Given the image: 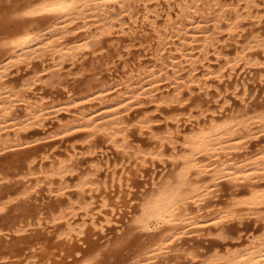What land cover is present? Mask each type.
Listing matches in <instances>:
<instances>
[{
	"label": "bare ground",
	"instance_id": "1",
	"mask_svg": "<svg viewBox=\"0 0 264 264\" xmlns=\"http://www.w3.org/2000/svg\"><path fill=\"white\" fill-rule=\"evenodd\" d=\"M200 1L0 0V151L13 152L10 160L4 162L7 165L5 171L21 168L24 178H38V183L27 187L17 197L8 201L0 198V264H23L15 261L22 256L29 264H111V259L120 257L132 244H140L142 250L134 260L130 259V264H156L159 258L166 257L172 251L173 245L183 236L204 229L212 221L217 224L226 219L241 218V212L247 216H261L260 210L264 207V147L256 155L248 154L243 160L238 159L252 138L260 134L264 136V112L259 110L262 113L252 117L235 112L221 118L213 115L203 125L189 121L190 128L177 118L180 114H170L182 104L179 101L184 88L191 90V86L196 84L206 91L210 88L208 80L211 77L222 80L226 69L232 77L242 60L252 65L261 64L259 57L252 53L264 50V34L251 33L248 44L237 48L234 57L229 56L219 50L207 34L203 23L205 10L199 5ZM257 1H248L253 6H232L230 13L234 18H225L233 32L241 28L245 10L251 19L263 22L264 13ZM151 2H156L161 9H151ZM139 5H143V9H138ZM94 24L97 25V32L88 33L82 41L70 42L71 34L79 29H90ZM126 24H129L132 32H126ZM141 25L149 26L150 32L143 30L138 36L137 30H141ZM118 32L131 36L136 34L131 41L139 40L140 45L146 46L145 50H153L154 63L149 65L138 60L130 64L124 61L118 80L100 82L99 90L94 91L99 94L98 100L89 98L94 93L76 97L78 95L75 96L67 86H63L68 98L66 103L52 100L42 93L37 94L42 82V70L35 67V62L43 64L44 59L50 57L56 66H60L67 60H77L89 50L103 53L106 43H111L113 34ZM240 36L242 34L237 35ZM114 48L119 52V59L125 60L122 59L124 55L120 43L115 44ZM212 48L218 59H224V63L218 68L203 65L206 72L198 76L196 66L203 64ZM195 50L199 52L195 53ZM106 53L109 52L103 53L90 65L89 70L95 74V81L101 78L96 76L103 67L106 69L107 66V70L111 71L117 65L114 63L108 68L111 62L106 61ZM83 66L82 70L85 69ZM22 68L30 69L34 74L24 78L19 85L12 83L9 78L11 71ZM185 71L188 72L186 77L183 76ZM261 77L264 80V72ZM164 81H168V84L162 85ZM96 87L89 85L87 90ZM238 88L239 85L236 90ZM115 89L120 94L116 99L109 98L108 94ZM250 89L247 83L243 84L245 95ZM145 98L169 108L164 114H169L167 119L176 120L177 127L173 128L167 123L168 128L158 133L149 116H143L136 124H131L130 111L144 103ZM197 105L195 107L199 108ZM21 108L24 109L23 115L19 112ZM187 109L188 106H184L182 110ZM61 112L68 113L70 118H60ZM189 115L190 118L195 117L191 110ZM54 119L57 120V127L50 132L54 136L83 130L88 133L89 154L96 152L97 138L105 137L126 161L113 162L107 153L102 152L93 155L92 159L95 157V160L89 171L79 172L76 164L79 153L73 146L65 157L58 156L57 160L44 166L51 156L43 152L40 154V144L34 142L48 139L51 135L48 133L47 137L26 143L23 141L24 132L30 127L46 128ZM133 126L139 127L141 132L148 130L157 146L145 149L141 146L143 144L134 143L130 133ZM168 152L171 154L168 155ZM166 156L177 163L178 168L172 176L159 182L156 169L159 161L166 163ZM129 161L131 163L126 165ZM102 167H105L104 176L100 173ZM76 173L78 183L75 188L79 198L73 199L67 190L73 187L71 182ZM148 173L152 174L154 186L149 192H143L133 209L131 203L136 190ZM38 175L43 176L39 178ZM44 179L47 180V199L56 201L55 204L48 203L51 206L47 213L44 212V204H30L34 195L39 194L37 190ZM221 179L231 183L236 191L225 208L211 212L206 204L218 191ZM243 185L247 188L241 190ZM62 198L68 201L67 205H61ZM125 206L131 211L125 212ZM191 206H195V211L191 210ZM25 207L27 209H23ZM10 208L17 211L22 208L26 212L21 219L5 225L3 222L7 218L3 217ZM23 213L14 217H20ZM127 215L131 217L122 225ZM112 225L120 226L118 231L122 232L111 244L113 247L102 248L100 244H90L89 238L106 233ZM157 229H160L156 232L158 237L154 235L153 243L146 245L144 238L154 234ZM220 251L198 264H264V232L250 237L236 248Z\"/></svg>",
	"mask_w": 264,
	"mask_h": 264
},
{
	"label": "rangeland",
	"instance_id": "2",
	"mask_svg": "<svg viewBox=\"0 0 264 264\" xmlns=\"http://www.w3.org/2000/svg\"><path fill=\"white\" fill-rule=\"evenodd\" d=\"M248 1L249 0H201L199 2V5L201 6V8L205 10L203 12V14L205 15V19L203 20V23L206 25L205 30L207 34L215 42L216 47L219 50L223 51L224 53L228 54L231 57H234L236 55L237 48H240L248 44V42L251 40L250 38L251 33L254 32V33L264 34V18L262 19L263 22L259 23L257 22V19H254V18L251 19L249 15L246 13V10L243 11V21L241 23V28H239L236 32H233L230 29V27H228L227 25V21H226L227 18H231V19L234 18V15L230 13V9H233L232 6L234 4H239L241 7H246V6L251 5L248 3ZM257 2L260 4L259 8L262 10V13H264V0H258ZM149 4H150L149 7L151 9H156V10L161 9V6L160 5L157 6L156 2H151ZM142 6L139 5L138 9L140 10L143 9ZM225 16L227 18H225ZM161 19L163 21V18H160V20ZM140 28L141 30H139L138 28L137 30L138 33L136 32L138 36L141 35V31L143 30L150 32V27L147 25L145 26L141 25ZM124 29L126 30L127 33L132 32L129 24H126L124 26ZM97 31H98L97 25L94 24L90 27V29L84 28V29L77 30L75 33L70 35L69 40L70 42L71 41H82L88 36V33L89 34L95 33ZM127 33L125 32H118L116 34L114 33L112 36L113 39L111 43L110 42L106 43L107 47L105 48L103 53H105L106 51L109 52V53H106L107 55L106 58H108V60L106 61L111 62V64L108 65V68L112 67L114 63H116L117 65L113 66L111 71L107 70V66H106V69L105 67H103L102 72H100V74L96 76V78L101 77L99 81H95V74L91 70H89V68H90L91 63L95 59L101 58L103 54L101 53L102 51L92 52L91 50H89L87 51L88 53L86 55L80 56V58H78L77 60H67L60 66H56L55 65L56 62L53 61L50 57H47L46 59H44L43 64L41 62H35L36 63L35 67L36 68L38 67L39 70H42V73H41L42 82H41V85L39 86L40 90L37 91V94L42 93L41 95L48 97L52 100H57V101H60L61 103L62 102L66 103L67 102L66 100L68 98H67V94L63 86H67L68 89L72 90L75 93V96L78 95L76 97H84L87 94L94 93L89 98L92 100L94 99L98 100L97 97H99V94H97L94 91L99 90L98 87L100 85V82H103V81L112 82L113 80L114 81L118 80L120 78V75L122 74V70H123L122 66L124 64V61L130 64H135L138 62V60H141L145 64H149V65L153 64L154 58L152 56V53L154 51L145 50L146 46L140 45L139 40L131 41L132 37L136 36V34L131 36V35H128ZM238 34H242V36L237 37ZM118 43H120V46H121L120 49H121L122 55H124L122 59H125V60L119 59L120 58L118 56L119 52H116L114 48V45ZM197 46L198 44L196 45V47ZM213 50L214 49L212 48L211 52L208 54V57L203 61V64L199 63L196 66L198 68L196 71L198 76L206 72V67H204L203 65H211L214 68H218L221 64L224 63V59L223 58L218 59L217 55L214 53ZM198 52L199 50H195V53H198ZM252 54H254V56L256 57H259L260 59L259 61L261 62V64L257 63L258 65L257 64L252 65V64H248L247 60H242L238 64L237 72L235 73L236 75L233 74L232 77H230L229 71L228 69H226L225 76L224 78H222V80L219 81L216 76L211 77V79L208 80L210 88H208L206 91L201 90L199 86L196 84H193L191 86L192 87L191 90L188 88H184L183 89L184 94L182 93L181 100L179 101V102H182V104L179 106H176L177 110L175 111L172 110L170 114L171 115L180 114V116L177 118L181 119L182 120L181 122H183L184 124L186 123L185 126L190 128V123H188L189 121H192L195 124L199 122L201 123L200 125H203L209 122L210 119L213 117V115L219 116V118H221L222 116H228L235 112L237 115L239 113L240 115L249 114L252 117V116H255L257 113L264 112V80H261L262 78L261 73L264 72V59H263L264 50H262V52L255 50ZM82 66L85 67L84 70H82ZM16 70L17 69L11 71L12 74L9 78L12 81V83L17 84V85H19L23 81L24 78L25 79L30 78L34 74V73H31L30 69H26V68H22L20 71H16ZM184 73H183V76L186 77L188 72L185 71ZM244 83H247L249 88H251L249 93H247L246 95L243 93ZM88 84L94 85L97 87L94 88L93 90H87L89 86ZM167 84H168V81H164V84L162 85H167ZM237 85H239L238 90H236ZM110 93H112V95ZM110 93L108 94L110 95L109 98L115 97L114 99H116V96L120 94L117 91V89L112 90ZM183 95L185 96L183 97ZM143 102L144 103L137 105L135 108H133L130 111V113H132L131 116L129 117L131 124L132 123L136 124V122L139 119H141L143 116H147V117L149 116V117H152V120L154 121V126L156 125L155 127L158 133H160L161 131L164 132L166 128H168L167 123H170L171 124L170 126L173 128L177 127L178 124L176 123V120L167 119V116L169 114L167 115L164 114L165 110L169 108H165L164 105L163 107L162 105L161 106L157 105L155 101L152 100L151 98H145ZM195 104L196 105L198 104L197 106H199V108L195 107L196 106ZM184 106H188V109L185 111L182 110ZM200 106L202 107L200 108ZM161 108L163 109V112L161 111ZM190 110L195 115V117L190 118V115H189ZM259 110L262 112H260ZM19 112L21 113V115H23L24 109L21 108ZM60 114L61 115H59V117L64 120H67L68 118H70V116L66 112H61ZM56 127H57V120L54 119L52 123L47 125L46 128L42 129L39 126L30 127L27 129V131L24 132L23 141L26 143L32 142L36 139L47 137L49 136V134L51 135V137H49L48 139H43V140L41 139L37 142H34V143L40 144L39 145V148L41 151L40 154L43 152L51 156L49 159H47L44 162V166H48L52 162V160H57L56 158L58 156L65 157L68 154V152H71L73 150L72 149L73 146L77 148L76 150L79 153L77 155V160H76V164L79 166V169H80L78 170L79 172L89 171V169L92 168L93 160H95V157L92 159L93 155L94 154L98 155V154H101L102 152L107 153L108 156L111 157V160L113 162L124 163L126 161V159L123 158L122 154L116 148H114L113 144L109 142L105 137L100 136L97 138L96 143L98 147L96 149V152L94 154L93 153L89 154V151H88L89 144L86 141L88 133L84 132L83 130H79L73 133L74 135L68 134V135L56 136L55 134L54 136V133H50V132H53ZM138 128L139 127L137 126H133L131 128L132 130L130 133L132 136L131 137L132 141L140 145L143 144L144 146L143 145L141 146L145 149H151L153 147H156L157 143L155 142L154 139H152V136L149 134V131L144 130L145 132L144 131L141 132ZM65 136L66 137L70 136V137L65 138ZM262 147H264V136L260 134L259 137L252 138L250 140V143L248 144V148L241 151L243 154L240 155L238 161L243 160L248 154H249L248 156H252L253 153H254L253 155H256ZM11 154H13V152L6 153L4 151H0V198L2 201H8L14 197H17L18 195L22 194V192L25 191L27 187L28 188L33 187L32 185L38 183V178H33V176L30 178L29 177L24 178L22 176L23 173L21 171L22 170L21 168L12 169L11 171L10 170L5 171L7 165L4 162H6V160H10V158L12 157ZM167 154L170 155L171 153L168 152ZM165 160H166L165 164L159 161L158 168L156 169L155 175L157 177V181L159 182L160 180L169 178V175L172 176L174 172L176 171V168H178V164L171 161L172 159L170 157L166 156ZM129 163L131 162L129 161L128 163H126V165ZM38 171L40 170L38 169ZM100 173L102 174V176L106 174L105 167H102ZM76 175L77 173L74 175L73 181L71 182V185H73V187L68 188L67 190L69 192V195H72L73 199L79 198V196L77 195L76 188H75L76 184L78 183V177ZM42 176L43 175H38L39 178ZM147 176H145V178L142 179L143 182L141 183L140 187L137 189L138 191L136 190L137 193L135 196L137 198L134 196L133 198L134 201L131 203V206L133 209H135L136 205L139 203L140 197L143 194V192H149L154 186L152 184L153 181L151 179L152 174L148 173ZM31 178L33 179L32 181H31ZM28 179L30 180L29 182H27ZM220 182L222 183L217 187L218 191L215 192V194L212 196V198H210L207 201V204H206L208 205L207 209H210L209 211L211 212L215 211L218 208H225V206L232 201L231 199H233V195H234L233 193L236 191V188L231 183H228L226 180L221 179ZM40 185L42 186H40L39 189L37 190L39 194L34 195L35 198H33V201L30 204H33V203L44 204V207H45L44 212L47 213L46 211H48V208L51 206V204H48V203L55 204L56 201L54 199H47L48 198L47 196L48 191L46 189L47 180L42 181ZM246 188H247L246 185H243L240 187L241 190H244ZM62 200H61L62 201L61 205L65 206L68 204L67 203L68 201L65 198H62ZM124 208H125L124 209L125 212L131 211V208H128L127 206H125ZM23 209H27V208L25 207ZM23 209L21 208L20 210L17 211L15 210V208H10V210H8V212L3 217V219L7 218L5 220L6 222L4 221L3 223L6 225L10 223L12 220L16 221L24 217L26 210H23ZM191 210L195 211V206H191ZM260 212H261V216H258V217L256 215L247 216V215H244L245 212H241V214H243L241 218H237V219L232 218L230 220L226 219L217 224L215 222L213 223L212 221L209 224H207V226L204 229L198 232H191L188 235L183 236L181 240L177 241L173 245L172 251L166 257L159 258L156 261V264H198L203 259H206L209 256L214 255L216 252H221L220 250H223L224 252L228 248L238 247V244L240 246L246 243L248 239H250V237L259 236L260 234L264 232V207L260 210ZM18 213L19 214L23 213V214L20 217L18 216L14 217L16 215H19ZM11 215H12V218H11ZM130 217H131L130 215H127V217H125L122 220L121 224L125 225L127 220ZM118 227L120 226L112 225L107 230L108 232L106 231V233L102 235L98 233L97 234V236L99 235L98 237L96 235L92 236L91 238H89L90 244L98 245V246L100 244V247L102 248L113 247V245L111 244L122 233L118 231L120 230ZM159 230L160 229L155 230L153 232L154 234H150L149 236L146 237L147 239L144 238V242L146 245L147 243L149 244L153 243L155 238L158 237L156 236L158 234L156 232H158ZM244 235H245V238H244ZM104 241L107 243H105ZM105 244L107 245L106 247H105ZM235 245L237 246L235 247ZM214 246H217V247H214ZM230 246H233V247H230ZM141 250H142V246H140V244H135V245L132 244L131 247H129L127 250H125L121 254L120 257H117V259L115 258L113 260L111 259V264L113 263L130 264L132 262L131 260H134V258L138 256V253ZM131 251L132 253L136 255L132 254ZM28 254H30V252ZM15 261L22 262L23 264H29V263H26V261L24 260V256H22L21 258H18L17 260L15 259Z\"/></svg>",
	"mask_w": 264,
	"mask_h": 264
}]
</instances>
